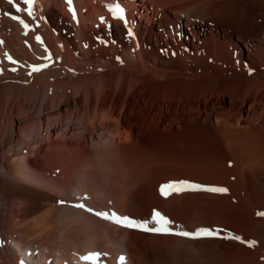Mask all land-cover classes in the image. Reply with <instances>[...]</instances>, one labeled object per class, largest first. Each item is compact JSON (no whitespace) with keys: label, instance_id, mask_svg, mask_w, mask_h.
Listing matches in <instances>:
<instances>
[{"label":"bare ground","instance_id":"6f19581e","mask_svg":"<svg viewBox=\"0 0 264 264\" xmlns=\"http://www.w3.org/2000/svg\"><path fill=\"white\" fill-rule=\"evenodd\" d=\"M72 7L37 0L25 36L0 0V264H264V0ZM179 181L228 191L161 195ZM74 203L257 245L129 230Z\"/></svg>","mask_w":264,"mask_h":264},{"label":"snow or ice","instance_id":"6c2138e0","mask_svg":"<svg viewBox=\"0 0 264 264\" xmlns=\"http://www.w3.org/2000/svg\"><path fill=\"white\" fill-rule=\"evenodd\" d=\"M66 2L69 5V11L72 13L73 19H76L75 10L72 7L73 0H66ZM7 3L13 6L14 12L17 14L5 13V15L8 16L11 20L17 22L23 28L24 35L27 36L29 31L33 29L31 28V25L24 18H22L21 15H18V14L24 13L26 14L28 18L35 20L34 6L37 4V0H19V2L18 0H7ZM21 4L25 5L26 7H21ZM108 8H109V11L112 13L113 18L124 21L125 24H127V20L125 17V10L118 3L114 5H109ZM128 36L129 37L133 36L131 29L128 30ZM35 39L37 43L43 45V40L40 36H36ZM45 52H47V48H45ZM163 52H167V49H163L162 53ZM173 55H175V53H173ZM6 57L9 63L11 64L18 63L17 61L13 60L11 56H7V54H6ZM46 59L51 60L52 59L51 55H48ZM47 67H49V65L46 63L38 64V65H30L28 66L29 68L28 75L31 76L33 74L40 73ZM12 71H16V69L13 68ZM2 73H3V69H0V74ZM184 190L206 191L209 193H218V194H224L228 191L224 187L204 186V185H199V184H195V183H191L187 181L170 182L160 187V193L162 196H165V197L172 194L173 192L179 193ZM87 198L88 197H83L82 199H87ZM58 203L64 205L67 202L58 201ZM70 206L75 207L77 209H81L86 212H89L97 216L100 219L113 223L117 225L118 227H123L129 230H137V231H142L146 233L160 234V235H175L178 237L188 238V239H199V238L233 239L242 244H245L249 248H254L257 245V241H245L240 236L234 235V236L220 237L219 232L213 229L200 228V229H197L195 232L177 230L180 228V226L173 227V222L169 218H166L160 212L155 211V210L153 212L151 220L137 221L127 216H120L115 211H112V212L96 211L92 208L87 207L84 203H74V204H71ZM257 215L264 216V212H258ZM102 255H105V254L100 253V252H91V253H88L87 255L82 256L81 260L84 261L85 264H100V257ZM119 262L120 264H126V257L121 255L119 257Z\"/></svg>","mask_w":264,"mask_h":264},{"label":"rangeland","instance_id":"374dc122","mask_svg":"<svg viewBox=\"0 0 264 264\" xmlns=\"http://www.w3.org/2000/svg\"><path fill=\"white\" fill-rule=\"evenodd\" d=\"M2 242H3V241H2V238H1V236H0V245H1V247H2Z\"/></svg>","mask_w":264,"mask_h":264}]
</instances>
